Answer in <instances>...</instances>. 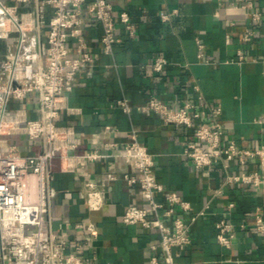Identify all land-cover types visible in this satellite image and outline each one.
I'll use <instances>...</instances> for the list:
<instances>
[{"label": "crops", "instance_id": "obj_1", "mask_svg": "<svg viewBox=\"0 0 264 264\" xmlns=\"http://www.w3.org/2000/svg\"><path fill=\"white\" fill-rule=\"evenodd\" d=\"M110 1L115 12L129 11L136 31L130 34L119 23L122 40L107 52L102 45L101 24L92 10L85 9L83 33L95 62L77 73L69 91V103L80 111H62L58 120L74 124L82 138L81 151L97 147L110 154L115 151L113 143L123 145L130 131L136 129L138 139L155 153L158 179L189 199L194 208L184 214L191 222L192 241L179 256V264H264V232L256 231L253 225L256 206H261L264 215V184L224 183L221 164L197 169L183 154L193 129L165 124L158 113L140 107L152 94L178 106L200 93L206 101L221 104L226 139L233 138L245 147L264 144V122L255 120L264 113V21L254 25V38L244 41L242 31L251 22L244 10L231 7L228 0ZM257 2L264 11V0ZM43 10L48 22L52 7L47 4ZM164 12H171L168 20L162 19ZM231 19L237 24L231 25ZM47 22L29 31L39 51L47 44ZM198 38L205 43L202 57ZM17 40L16 31L0 38V58L17 49ZM69 45L76 52L77 38L71 37ZM238 49L244 51L245 58L238 57ZM159 55L168 63L155 70L152 64ZM122 98L129 100L131 111L119 105ZM20 103L13 101L12 106ZM22 104L30 117L38 115L35 95H29ZM24 141L29 148L38 147V140ZM53 167V184L58 189L52 209L55 230L69 234L73 242L85 241L83 252L98 255L97 261L89 264H149L159 231L123 221L127 206L142 199L139 188L121 178L109 181L112 172L133 171V166L123 157L111 155L89 161L77 170L65 169L56 157ZM258 167V159H252L249 168ZM238 169L235 161L232 170ZM85 177L99 181L105 191L106 203L98 211H89L83 199L81 182ZM203 208L206 212L191 220ZM87 216L98 224L97 239L75 226ZM222 216L235 224L231 247L223 246L216 237V221ZM241 222L247 226H240Z\"/></svg>", "mask_w": 264, "mask_h": 264}, {"label": "built area", "instance_id": "obj_2", "mask_svg": "<svg viewBox=\"0 0 264 264\" xmlns=\"http://www.w3.org/2000/svg\"><path fill=\"white\" fill-rule=\"evenodd\" d=\"M228 1L231 7L247 13L251 24L244 27L242 38L251 41L256 33L254 25L264 21V11L258 7L257 0ZM33 2L34 7H31ZM47 4L52 7L48 22L43 10ZM86 8L94 12L103 28L101 40L107 52L122 40L119 23L130 34L136 31L129 11L115 12L110 0H0V38H8L14 31L18 33L17 49L0 58L3 71V78H0V264H89L97 261L96 253L83 252L85 241L73 242L69 234L53 227V201L58 193L53 184V162L59 157L62 167L77 170L89 161L111 155L123 157L134 170L121 174L112 172L109 181L121 178L129 185L138 186L142 196L140 201L127 206L123 221L156 228L160 233L158 244L152 245L149 264H179V256L192 241L191 222L184 214L194 208L189 199L177 190L166 188L158 179L155 153L138 139L136 129L130 131L123 145L113 143L115 151L110 154L97 147L81 151L82 138L74 124L58 120L62 111L69 114L80 111V107L69 103V91L77 73L95 62L83 33ZM170 16L171 12L161 15L163 20ZM46 22L49 26L47 44L39 51V47L34 48L37 41L31 38L29 31ZM237 22L230 20L231 25ZM71 37L78 40L76 52L69 45ZM197 42L202 57L205 43L200 38ZM237 54L240 59L245 58L242 49H238ZM167 63L168 59L159 55L152 66L162 70ZM31 94L37 102L36 117H30L27 106L22 104ZM13 101L21 103L12 106ZM118 103L125 111H131L127 98L119 99ZM140 107L158 113L165 124L193 129L183 154L197 169L221 164L225 170L224 183L243 182L254 187L264 184V144L245 147L233 138L226 139L220 103L208 102L197 93L174 106L152 94ZM255 120L264 122V113ZM24 138L38 140V147L29 148ZM254 158L258 159L259 167L250 169ZM235 161L240 165L238 170H232ZM81 190L89 211L103 208L106 196L99 181L85 177ZM261 209L260 205L256 206L253 225L256 231L263 233ZM205 212V208L199 210L191 220ZM239 225L245 227L247 223ZM75 226L93 239L100 234L97 222L90 216L76 222ZM216 237L225 247H231L235 241V224L226 216L216 221Z\"/></svg>", "mask_w": 264, "mask_h": 264}]
</instances>
